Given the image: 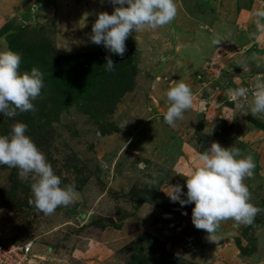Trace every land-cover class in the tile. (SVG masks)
Wrapping results in <instances>:
<instances>
[{
  "label": "rangeland",
  "instance_id": "obj_1",
  "mask_svg": "<svg viewBox=\"0 0 264 264\" xmlns=\"http://www.w3.org/2000/svg\"><path fill=\"white\" fill-rule=\"evenodd\" d=\"M175 3L174 20L130 33L121 57L90 39L97 14L119 6L110 0H0V49L21 54L19 71L44 73L34 111L0 115V135L25 123L62 186L76 191L45 215L29 204L32 175L0 165V244L31 242V264H264V210L208 234L192 223L194 203L165 193L177 184L187 191L197 153L215 141L252 156L244 183L264 209V115L250 112L264 77V28L254 15L264 0ZM178 80L193 106L173 128L165 93ZM240 87L249 93L234 99Z\"/></svg>",
  "mask_w": 264,
  "mask_h": 264
},
{
  "label": "clouds",
  "instance_id": "obj_2",
  "mask_svg": "<svg viewBox=\"0 0 264 264\" xmlns=\"http://www.w3.org/2000/svg\"><path fill=\"white\" fill-rule=\"evenodd\" d=\"M112 14L100 12L92 25L91 41L102 45L109 53L123 56L125 41L130 33L148 27L157 29L171 23L176 14L175 0H110ZM258 28H264V9H257ZM223 41L213 39V44ZM21 54L11 49H0V115L12 118L17 110L34 111V101L44 87V73L36 66L30 71H19ZM113 71L115 64L106 57L103 65ZM249 90L240 87L232 90L234 99L247 96ZM168 108L164 122L175 128L184 113L193 106V93L183 80L171 85L165 93ZM252 116L264 115V77L257 78L251 93ZM27 125L17 122L8 135H0V165L19 169V176L34 180L30 185L33 199L29 204L45 215L52 214L59 206H68L74 200L75 185H63L52 165L26 134ZM198 164L185 177L187 191L181 185H169L166 195L170 201L181 206L193 204L191 220L197 229L208 234L215 233L220 222L231 219L236 226L251 224L255 216L264 209L251 203V193L245 178H251L256 167L252 156L243 155L236 146L224 147L212 142L203 152L196 155ZM144 167L143 164L140 165ZM154 177L156 174H153ZM153 182H156L155 180ZM186 197V198H182ZM187 214V213H184Z\"/></svg>",
  "mask_w": 264,
  "mask_h": 264
},
{
  "label": "built area",
  "instance_id": "obj_3",
  "mask_svg": "<svg viewBox=\"0 0 264 264\" xmlns=\"http://www.w3.org/2000/svg\"><path fill=\"white\" fill-rule=\"evenodd\" d=\"M31 242L23 244H0V263L4 264H31Z\"/></svg>",
  "mask_w": 264,
  "mask_h": 264
}]
</instances>
